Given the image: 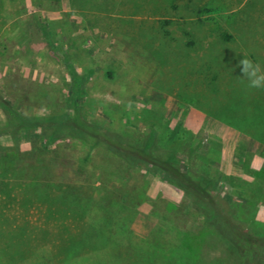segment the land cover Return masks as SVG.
<instances>
[{"label": "rangeland", "instance_id": "obj_1", "mask_svg": "<svg viewBox=\"0 0 264 264\" xmlns=\"http://www.w3.org/2000/svg\"><path fill=\"white\" fill-rule=\"evenodd\" d=\"M213 47L230 74L217 109L197 73ZM244 57L264 66V0H0V93L15 109L155 134L264 234V90L241 83ZM208 229L199 202L91 138L0 137V264H241L215 233L187 249Z\"/></svg>", "mask_w": 264, "mask_h": 264}, {"label": "trees", "instance_id": "obj_2", "mask_svg": "<svg viewBox=\"0 0 264 264\" xmlns=\"http://www.w3.org/2000/svg\"><path fill=\"white\" fill-rule=\"evenodd\" d=\"M200 13L201 15L209 14L211 10L204 9ZM232 37L228 32L222 31L221 41L217 44L230 42ZM191 40V43H195L193 38ZM216 52L223 53L218 48L212 49L210 54L202 58L205 63L201 71H197L198 74L204 75V81L208 82L210 91L203 96V100L205 99L213 109L221 108L224 105L221 97L218 96V91L224 92L225 88H221V86H225V80H230V74L226 70L213 64L215 63L213 55ZM232 97L230 96V98ZM237 98L235 100L242 104L240 108L244 109L245 99L243 96ZM245 109L251 111L249 106ZM0 110L4 117L0 137L21 139L26 135L35 134L43 139L46 146L66 137L83 141L86 138H91L95 147L106 148L129 166L144 165L152 169L163 182L181 191L185 196L195 199L196 202H199L204 221L210 229L204 230L193 241L189 242L191 237H187L184 244L187 243L188 250L196 252V249L201 247L206 238L215 233L235 251L241 264H264V234H258L247 226L246 221L242 219L244 218L241 216L242 214L238 213L236 205L230 203L219 205L210 192L214 181L201 172L181 166L180 159L174 151L160 148L155 134L150 133L142 142H135L118 133L111 132L97 123L86 121L77 108L73 114H51L45 117L25 116L15 109L1 93ZM257 113L261 114V118L258 120L261 124L264 121V116L260 110ZM248 121L251 120L244 118L237 122L245 124Z\"/></svg>", "mask_w": 264, "mask_h": 264}, {"label": "clouds", "instance_id": "obj_3", "mask_svg": "<svg viewBox=\"0 0 264 264\" xmlns=\"http://www.w3.org/2000/svg\"><path fill=\"white\" fill-rule=\"evenodd\" d=\"M237 67L240 69L241 83H246L249 90H264V66L261 63L244 57Z\"/></svg>", "mask_w": 264, "mask_h": 264}]
</instances>
